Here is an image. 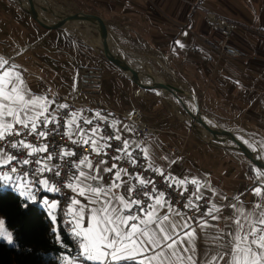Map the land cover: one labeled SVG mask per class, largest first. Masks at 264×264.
Returning a JSON list of instances; mask_svg holds the SVG:
<instances>
[{
	"label": "snow or ice",
	"instance_id": "6c2138e0",
	"mask_svg": "<svg viewBox=\"0 0 264 264\" xmlns=\"http://www.w3.org/2000/svg\"><path fill=\"white\" fill-rule=\"evenodd\" d=\"M175 43L185 47L179 40ZM53 104L46 96L30 93L23 85L21 74L7 60H0V185L11 187L25 197V207L37 201V191L59 196L57 183L88 202L86 206L76 196L70 198L72 206H79L73 213L72 225L79 251L66 257L65 264H264L262 186L252 189L254 197L259 199H254L251 208L231 201L218 205L212 200L216 195L214 190L206 186L202 177L177 178L166 167L157 166L150 158L149 148L142 146L143 136L136 135L139 129L134 125L130 127L115 120L108 123L99 111L94 118L101 123H94L74 110L58 116L57 111L68 106L53 107ZM81 121L92 127L85 130ZM124 132L129 135H123ZM56 135L66 137L79 149L87 146L90 154L107 159L93 162L89 155L65 145L49 142L37 146L27 139L44 141ZM11 136L21 138L9 140ZM113 140L119 143H111ZM109 149L113 155H109ZM38 153L48 155L30 159ZM54 158L57 163L50 165ZM164 159L176 163L175 158ZM129 166L137 171L130 172ZM21 168L22 175H14ZM61 168L67 169L66 183L56 180L61 176ZM145 172L153 176L146 177ZM45 173L54 175L48 177ZM156 176L165 187H156ZM260 177L264 179V172ZM189 185L194 188L190 189ZM115 190H121L120 194ZM209 191L212 195L207 194ZM177 192L175 205H180L179 210L173 204ZM40 200L49 209L57 207L56 203L49 204L48 197ZM85 207L89 214L86 228L82 224ZM223 208L230 211L222 212ZM161 209H166L163 215ZM183 209L194 210V214L189 216ZM68 211L73 212V208ZM222 220L224 229L215 230L216 222ZM3 226L0 221V237L12 245L13 235L4 232ZM198 239L203 242L199 253Z\"/></svg>",
	"mask_w": 264,
	"mask_h": 264
},
{
	"label": "crops",
	"instance_id": "0c3cea01",
	"mask_svg": "<svg viewBox=\"0 0 264 264\" xmlns=\"http://www.w3.org/2000/svg\"><path fill=\"white\" fill-rule=\"evenodd\" d=\"M86 1L92 15L104 20L113 53L121 56L126 62L130 56H137L145 63L152 61L160 66L161 60L171 58L172 63H177L180 70L190 76L188 82L193 89L191 92L196 95L201 112L216 125L223 129H242L249 135L264 136V0ZM209 14L233 24L231 43L242 51V58L223 59L217 64L207 61L208 57L215 56L209 43H215L218 36L209 24ZM78 36L86 41L83 36ZM177 40L185 47L176 45ZM85 41L72 40L71 56H82L100 64L107 62L97 53L96 47L93 48L91 43ZM107 64L109 67H101L106 77L103 79L102 92L97 96L81 95L79 102L83 106H78L77 112L94 120V114L99 111L109 123L115 120L128 125L122 115L132 106L144 102L150 110L158 105L159 97L149 99V96L157 91L139 93V87L131 79L108 62ZM170 64L171 62L167 66ZM13 67L21 74L24 87L32 94L46 96L54 101L53 107L64 104L62 98L72 90L75 68L69 67L67 75L62 78L59 73L51 71L48 77L52 81L50 82L45 76L47 81L45 78L37 79L21 66ZM84 125L81 121L82 128ZM123 135L129 133L124 132ZM142 146L149 148L150 158L157 166L166 167L175 173L177 178L182 175L202 177L206 186L214 190L216 195H213L212 200L218 202V205L231 201L251 208L254 199H259L254 197L252 189L258 185L264 189L263 179L247 172H237L234 160L223 159L227 154L225 151L203 148L190 141L187 135L179 130L160 128L159 132L143 137ZM165 156L175 158L176 163H170L168 159H164ZM14 175L20 176L22 172L18 169ZM105 176H108V173H105ZM0 190L13 191L11 187L4 185H0ZM67 191L71 197L76 196L70 189L67 188ZM120 191L115 190V193L120 194ZM37 192L40 198L43 197L40 194L48 193ZM207 194L212 195V192ZM55 198L58 200V211L60 199ZM76 198L87 206L88 202L84 197ZM70 207L73 212L68 211L66 220L74 235L73 213L79 206H72L70 202ZM261 207L264 208V203ZM165 211L166 209H161L160 214L163 215ZM228 211V208L222 209V212ZM56 216L57 212L55 218ZM88 222L89 214L85 207L83 227L86 228ZM216 223L218 226L215 230L224 229L223 220ZM196 243L199 253L203 242L198 239ZM78 251L62 254L61 263L65 264V258L74 256Z\"/></svg>",
	"mask_w": 264,
	"mask_h": 264
},
{
	"label": "rangeland",
	"instance_id": "374dc122",
	"mask_svg": "<svg viewBox=\"0 0 264 264\" xmlns=\"http://www.w3.org/2000/svg\"><path fill=\"white\" fill-rule=\"evenodd\" d=\"M44 1L45 0H35L36 3H39L41 7L46 9L45 11H41L39 7H37L36 9L38 14H43L45 12L43 14L44 19L40 20L43 21V23L46 25L57 22V19L52 16L49 11V5L55 7L59 12L65 14H67V10L65 9V7H68L72 12L92 14L91 9L87 7L86 0H46L47 3L45 2V4L43 3ZM51 19L56 21H53ZM79 26L91 29V31L95 35L98 34L95 28L91 25L79 24ZM69 32L76 35H72ZM78 35L83 36L82 34L68 29L65 26L56 28L54 30H47L41 27L36 22L33 16L27 11V8L23 6L22 1L0 0V60H7L8 63L13 66H21L25 71L29 72V74L35 75V77L39 80L45 77L48 79L51 71L59 73V76L62 78V76L67 75L66 71L69 67L75 68L76 72V69L81 66H84L86 68H98L100 70L101 67L103 68L102 65L106 67L108 66L107 62H103V64H100L99 62H91L88 59L83 58L82 56L77 57V55H74L75 59H73L74 56H71L73 47L70 45L72 43V40L76 39L79 41H85ZM83 37L86 39V41L94 46L91 47H96L92 41H90L85 36ZM52 48H54L55 50H53ZM95 49L100 57L104 61H106L103 58L101 51L97 47ZM135 57V59L147 72L154 74L155 76L160 78L162 82L175 85L182 89H186L189 92L193 90L188 82L190 76L185 71L180 70L181 68L177 65V63H172L171 58H169L170 60H161L162 65L160 66L152 61H146L145 63L141 61L137 56ZM169 61L171 62V64L170 66H167L168 63H170ZM102 74L103 79H105V74ZM48 80L50 81V78ZM58 90L60 91V89ZM138 92L142 93V90L138 88ZM167 95L172 100L176 101L175 97L172 94L167 93ZM157 97H159L158 105H155V107L150 110H148L149 106L147 107L146 103L144 102H139L131 108H139L143 112L145 119L158 129L167 128L179 130L181 131V133H185L190 141L201 145L203 148L208 149V147H210V149L215 151H225L227 154L226 157H223V159L226 158L230 161L234 160L236 162L237 172H247L249 175H254L255 177L262 179L260 177L261 171L257 167L252 165L250 161L242 154L232 149H224L210 144L209 139L211 136L209 134H204L199 126H195L190 121L186 120L182 116V113H184L182 111V107L179 106V110H176L165 99L161 91H157L154 94H151L149 96V99H155ZM182 100L195 114L192 103L185 99ZM211 121L214 123V125H216V123L212 119ZM227 130H235L237 136L243 140L257 141L259 142V144L261 143L263 148L260 149L257 154L264 155V136L249 135L242 129L238 128ZM214 143L223 145L220 141H214ZM38 194V192L35 193L38 198L37 201L29 203L37 204L40 208L44 209L48 213V215L50 212L51 215L49 216L55 222L57 207L49 209L48 207L42 205ZM49 194L50 193H43V197L49 198V204L56 203L58 206V200L56 198H51ZM22 198L25 200V197ZM0 221H3L4 223L3 231L12 234L11 231L7 228L3 217H0ZM0 241L8 244L3 239V237H0ZM13 245H15L14 238L13 244L10 246Z\"/></svg>",
	"mask_w": 264,
	"mask_h": 264
},
{
	"label": "built area",
	"instance_id": "2783aa9c",
	"mask_svg": "<svg viewBox=\"0 0 264 264\" xmlns=\"http://www.w3.org/2000/svg\"><path fill=\"white\" fill-rule=\"evenodd\" d=\"M207 19L209 21L210 26L212 27L213 30L217 32V39L215 43H209L210 48L214 52V57H208L207 61L211 63H219L223 59H239L243 57V53L240 49L234 47L231 43V38H232V33H233V24L220 19L218 17H215L212 14H209L207 16ZM264 35V33H263ZM102 83H103V74L100 69L98 68H86L84 66H81L76 69L75 76H74V84L72 87V90L70 93L63 97L62 99L64 100V104L68 106L66 109H61L57 115L60 116L63 112H70L72 110L76 111L78 106H83L79 102V97L81 95H86V96H97L102 92ZM124 119L128 123L130 127L133 125L135 128L139 129V132L136 133L138 136H143V137H148L152 134H155L159 132V129L154 127L151 123H149L144 115L143 112L136 107H133L126 111L123 115ZM94 123H101V121L94 119ZM109 123V122H108ZM105 127L107 125H104ZM49 127H52V125H49ZM92 125H84L85 129L91 128ZM21 137L19 136H11L8 137L9 140H19ZM29 142H32L36 144L37 146L42 144V143H49L52 142L55 145H65L68 148L75 149L78 153L83 152L84 155H89L90 159L95 162L96 160L99 159H107V157L104 156H96L94 153L89 152V149L87 146H85L83 149L77 148L75 145H72L71 142L63 136L56 135V136H50L48 140H35L33 137H28L27 138ZM2 143V142H0ZM111 143L116 144L119 143L118 141H111ZM14 151V150H13ZM49 152H52V147L50 145L49 147ZM59 149H56V153L58 154ZM109 155H113L111 150H108ZM48 153H38L35 156L31 157L30 159L36 160L41 157H46ZM135 155V153H134ZM71 159L76 160L77 157H72ZM50 165H55L57 163V160L54 158L52 161L49 162ZM110 163H122V162H117V161H110ZM23 173V169H19ZM61 176L56 178L57 181H64L65 183L67 182V177L65 176V173L67 172L66 168H61ZM129 171L130 172H135L137 169L132 168L129 166ZM45 176L51 177L54 174L53 173H45ZM111 173H108V176H110ZM146 177H151L153 176L152 173L145 172L143 173ZM29 179H33V177L29 176ZM157 184L156 187L163 188L165 185L161 184L160 177L156 176L155 177ZM51 182V180H50ZM56 187L60 189V195L57 196L60 199V212L63 216L64 220V226L66 229V232L69 236L70 242H71V248L72 251H78V240L77 238L73 235L71 226L69 222L66 220L68 210H69V205L71 202V195L67 191V187L64 186V184L57 183ZM190 189L194 188L192 185H189ZM168 191H171V189H167ZM51 194V193H50ZM53 195V194H51ZM185 195H188V193H185ZM179 196V193L177 192L173 196V204L175 205V200ZM181 201L183 202V197H180ZM198 203L203 204V201H200ZM176 208L179 210L180 205H175ZM203 209H201L202 211ZM184 212H186L189 216H192L194 214V210L191 209H183Z\"/></svg>",
	"mask_w": 264,
	"mask_h": 264
},
{
	"label": "trees",
	"instance_id": "16d2710c",
	"mask_svg": "<svg viewBox=\"0 0 264 264\" xmlns=\"http://www.w3.org/2000/svg\"><path fill=\"white\" fill-rule=\"evenodd\" d=\"M23 205L14 191L0 190V217L15 240L13 246L0 241V264H62L61 255L72 248L60 209L54 222L37 204Z\"/></svg>",
	"mask_w": 264,
	"mask_h": 264
},
{
	"label": "water",
	"instance_id": "95a60500",
	"mask_svg": "<svg viewBox=\"0 0 264 264\" xmlns=\"http://www.w3.org/2000/svg\"><path fill=\"white\" fill-rule=\"evenodd\" d=\"M45 2L47 3L46 0L43 3L45 4ZM28 3H29V9H27V11L33 16V18L41 27L47 30H54L56 28L65 26L69 23L88 24L93 26L98 33L97 35L101 44V48L99 50L101 51L103 58L110 65L122 71V73L125 74L129 79H131L142 91H161L162 94L169 93L176 97L177 96H181L183 98L192 97L195 100L194 109H195V114L197 115V123L205 132H207L211 136L209 139L210 140L209 143L217 147H221L224 149H232L236 152H239L244 157H246L252 165L257 167L259 170L260 168L264 170V164H260L257 163L256 161H253L249 152L246 151L240 145L235 148H232L225 145H218L214 143V141H218L217 140L218 137H226L227 135H230L236 138L237 133L235 130H227L219 126L213 127L207 124L203 119L205 117V114L201 112L197 102V97L193 92L179 89L174 85L162 81L152 83L148 86L142 85L139 80V76L141 75L142 72H139L136 69H134L121 56L116 55L111 50L108 42L107 27L105 25L104 20L101 17L92 14H82V13L72 12L68 7H65V9L67 10V14H65L59 12L55 7L50 5L49 11L52 14V16H54L57 19V22L51 23L50 25H46L43 23V21L39 19L36 8L39 7L41 11H45L46 9L41 7L39 3H36L34 0H28ZM182 111L187 115L192 116L185 106H182Z\"/></svg>",
	"mask_w": 264,
	"mask_h": 264
},
{
	"label": "bare ground",
	"instance_id": "6f19581e",
	"mask_svg": "<svg viewBox=\"0 0 264 264\" xmlns=\"http://www.w3.org/2000/svg\"><path fill=\"white\" fill-rule=\"evenodd\" d=\"M22 1V4L25 8L29 9V3L28 0H19ZM35 1V0H34ZM50 6V5H49ZM37 9V8H36ZM43 13V12H42ZM45 13V12H44ZM43 13V14H44ZM43 14H38L39 19H44V15ZM53 20V19H51ZM56 21V20H53ZM66 28L74 30L80 34H82L83 36H85L86 38H88L90 41L93 42V44L100 49L101 48V44L98 38V35H95L91 29H88L86 27H80L78 23H69L67 25H65ZM122 52V51H121ZM136 57L130 56L127 59V63L132 66L134 69H136L139 72H142L141 75L139 76V80L140 82H143L145 84H142L144 86H148L152 83H156V82H161V79H158L154 74L147 72L140 64L139 62L135 59ZM129 60V61H128ZM175 86V85H174ZM177 87V86H175ZM179 89H182L180 87H177ZM182 90H186V89H182ZM165 99L176 109L179 110V106H185L187 108V110L191 113L192 116L187 115L186 113H182V116L190 121L193 125L195 126H199L197 123V115H195L191 109L187 106V104H185L183 102L182 99L188 100L192 103L193 108H194V103L195 100L192 97L189 98H183L181 96H174L176 101L172 100L167 93L163 94ZM195 110V109H194ZM181 113V112H180ZM204 121L209 124L210 126L216 127V125H214V123L211 121V119H209V117H207L205 115V117L203 118ZM200 127V126H199ZM201 131L204 134H208L207 132H205L201 127H200ZM218 141H220L223 145L228 146V147H232L235 148L237 146H241L243 147L246 151L249 152V154L251 155V158L253 161H256L257 163L260 164H264V155L262 154H257V152L263 148V146L261 145V143L259 144V142L257 141H247V140H243L241 138H239L238 136H236V138L227 135L226 137H218L217 138ZM238 144V145H237ZM261 172H264L263 169L260 168Z\"/></svg>",
	"mask_w": 264,
	"mask_h": 264
}]
</instances>
